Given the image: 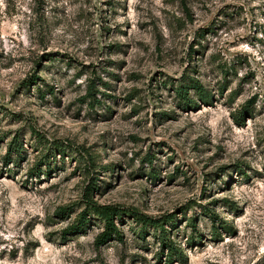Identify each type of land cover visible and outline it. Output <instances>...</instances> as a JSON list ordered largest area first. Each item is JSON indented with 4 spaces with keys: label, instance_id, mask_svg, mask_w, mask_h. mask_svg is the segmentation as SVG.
<instances>
[{
    "label": "rangeland",
    "instance_id": "1",
    "mask_svg": "<svg viewBox=\"0 0 264 264\" xmlns=\"http://www.w3.org/2000/svg\"><path fill=\"white\" fill-rule=\"evenodd\" d=\"M0 264H264V0H0Z\"/></svg>",
    "mask_w": 264,
    "mask_h": 264
},
{
    "label": "trees",
    "instance_id": "2",
    "mask_svg": "<svg viewBox=\"0 0 264 264\" xmlns=\"http://www.w3.org/2000/svg\"><path fill=\"white\" fill-rule=\"evenodd\" d=\"M191 89L194 91H197L199 93V99L201 100V104H208L209 99L211 96L205 92H203L200 84L197 81L191 82ZM90 94V92H89ZM88 94V95H89ZM178 97H180L183 101V107L188 109H193L196 107V103L187 97V92L184 90V88H179L177 91ZM91 96V95H89ZM15 141L13 140L9 146H8V156L15 151L14 150ZM93 186H87L85 189V195L90 196V192L93 191ZM85 205V210L78 215V217L75 220V223L66 229L63 234L66 233H72L76 232L78 233L83 232L85 225L87 223V215L89 213L95 215L96 217L100 218L104 222V228L105 232L101 233L96 238V244H102L105 243L108 239L116 237L118 239L121 238L120 232L114 227L113 219L115 216H118L120 213V210H118L114 206H97L93 204L90 200H87ZM142 222L148 223L151 226H153L157 231L159 232V241L161 243L162 248H166L169 252V256L176 257L179 262L185 261V256L182 253L181 249L177 247L172 241L169 239V235L167 231L164 229V222L160 220H151V219H142ZM194 227V226H192ZM216 227L213 226L214 235L217 233ZM225 229L230 230L229 226H225Z\"/></svg>",
    "mask_w": 264,
    "mask_h": 264
}]
</instances>
